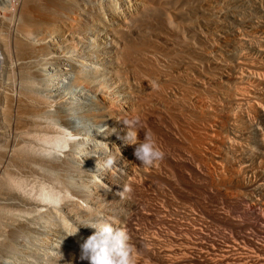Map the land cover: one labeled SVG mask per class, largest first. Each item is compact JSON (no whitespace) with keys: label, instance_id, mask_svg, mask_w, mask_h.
<instances>
[{"label":"bare ground","instance_id":"bare-ground-1","mask_svg":"<svg viewBox=\"0 0 264 264\" xmlns=\"http://www.w3.org/2000/svg\"><path fill=\"white\" fill-rule=\"evenodd\" d=\"M228 1H220L222 8L210 5L212 8L201 10L219 33L201 34L204 44L192 41L187 47L193 55L178 63L185 73L199 70L200 78H192L190 85L217 97L209 100L196 95L193 110L204 120L199 128L210 145L207 157L219 164L227 153L224 150L238 156V166L231 171L244 190L224 202L251 220L238 222L236 226L246 230L233 237L211 238L199 232L192 239L186 230L166 240L149 236L144 224L137 222L151 214L142 207L137 190L140 181L151 177L155 166L169 157L164 153L155 166H139L134 146L124 139V120L138 118L135 129L141 139L143 115L169 111L166 101L151 91L158 90L166 73L146 71L151 61H144L149 65L144 70L146 64L143 67L139 57L156 58L157 40L142 38L143 22L157 12H166L171 0H0V264H88L80 259V244L94 229L79 226L75 235L66 234L72 225L98 218L126 230L134 264H264V6L254 3L255 8L244 11L248 13L243 16V9L229 7ZM210 19L206 20L210 23ZM245 21L251 28L247 34L234 27ZM226 28L232 31L230 37L220 33ZM245 42L250 43L251 52L239 49L226 57L224 47H240ZM68 75L70 80L64 81ZM68 83L66 92L75 91V102L68 99L74 96L65 98L57 88ZM222 99L248 115L246 127L236 123L233 112H226ZM170 107L181 115L176 102ZM223 115L232 136L220 132L218 136L216 127L222 124ZM76 117L92 122L97 133L84 131ZM101 127L104 131L98 132ZM109 155L116 158L111 170L103 168ZM221 177L212 183L225 189L229 179ZM176 199L181 200L163 198V208L153 206L162 214L161 221L167 220L164 212L174 211L186 201ZM224 214L214 218L225 220Z\"/></svg>","mask_w":264,"mask_h":264},{"label":"rangeland","instance_id":"rangeland-1","mask_svg":"<svg viewBox=\"0 0 264 264\" xmlns=\"http://www.w3.org/2000/svg\"><path fill=\"white\" fill-rule=\"evenodd\" d=\"M220 1L222 2V0H171V2L169 4H167L168 6L165 7L166 10H165V8H163L166 12H162L163 14L157 12V16L154 15V18L152 17V18L148 19L150 22L148 20H145L146 23L143 22V26L145 24L146 25L144 26L145 28L142 26V33H143V35L141 34L143 36L142 38L147 39L148 41H151V39L153 40L154 39L153 37H155V40H157L156 45H155L156 46L155 49L157 48L158 51L156 49V58L154 55V57L152 58L153 61H152L151 57H147V56H146V58H144L143 56L139 57L140 58L139 61H141L140 63H143L142 64L143 67L146 63H149L150 61L152 62V64L150 62V64H149L150 66L146 64L144 67V70H145V68L149 66L148 68H150V69L146 70L148 72L154 71V70L156 71V69H157L158 70L157 72H159V70H160V73H163V74L166 73L165 76L167 79L165 78L164 82H162L160 85H158V87H157L158 90L156 88L155 89L152 88L153 90L151 89V91L156 92L155 93L156 95H154V96L157 97L158 99L162 100V101L165 100L166 102L165 101L164 102L169 107L168 108L169 111L166 110L167 113H162L163 115L156 116V115L144 114L142 119H141V122H140V126H141V128H143V130L140 133L141 134L140 138L142 139L146 134H149V135L152 134L151 136L156 141L158 146L161 148L162 151L164 150L163 153H165V155L169 157V160H167V161L164 160V164H163V162H161V163L159 162L157 164V166H155L156 167L155 169L157 171L155 170V173L152 174L153 177L152 176L147 177L148 179L143 178L144 180L141 179V180H143V182L140 181V183L138 184L137 192L141 198L142 207H144V209H146V210L148 209L151 212V214L147 218L137 219V222L139 221L140 222L139 224L141 226L144 224L143 226H144L145 233L148 234L149 236H152V234H153V236H157L158 238L160 236L161 239L163 238V239L169 240L170 239L169 237L172 238V235H174V234L179 235L182 232L186 233V230H187V234L189 233L190 236L192 235L191 236L192 239H194L197 236V233H199V232H202L205 235V237L210 235L211 238H214V236H215V238L218 237V239L219 238L223 239L224 237H226L228 235H229V237H233V235L237 236V234L243 233L244 230H246V229L243 230L242 227H238V226H236V224H238V222L240 223L241 221L244 222L246 219L251 220V217H249L247 215L240 216L238 208L227 207L226 203L224 202L225 201L224 198H236L235 195L244 190L243 189L244 186L242 187L243 184H241L242 181H240L239 179L234 177L235 174L232 173V171H231L232 167L238 166L237 161H239L238 160L239 158L234 153H231V151L228 152L226 150H224V151L227 153L224 156V158L220 159L221 163H219V164H216L214 161L210 160L207 157L208 153H209L208 151L210 150V148H209L210 145L208 144V142H206L207 140L205 141V139L202 137L203 135H201V132H200L203 125H204V120L202 118H199L198 116H196L198 114L193 110V108H194L193 102H195V98L197 96H200L202 94L203 95L202 97H204V96L208 97L209 94H211V93L208 90H205L203 87H201V90H200V88H199L200 86L193 85V86H195V87H193L192 85H190V84H192L193 79H199L200 78L201 74H200L199 70L197 71V70L189 69L190 71L187 70V72L185 73L182 69V66L179 64V63H181L180 62L181 59H183L185 56H190V55L192 56L193 55L190 48L187 47L188 44H190L193 41L192 42L193 44L196 43L199 45L200 44L203 45L204 42L201 39L202 38L201 34L206 33V35L212 34V35L216 36L215 33L216 32L219 33L218 30L217 31L215 30L216 28L212 27L214 21L211 20L210 18L204 16L205 14L203 13V11H204L203 8L204 9H206V7L212 8L214 6L216 7L217 5L218 6L216 8H220V7L222 8V4L219 5ZM231 1L230 0L228 1L231 4V6L229 5V7L233 8V9H235V8L238 9V7H239V9H238L239 11H241L243 9L241 11L243 16L247 15V13H248V12H244V11H250L251 8L252 9L255 8L254 3L256 5L260 4V6H262V5L264 6V0H246V2H247L246 5H245V2H243L244 3L243 4L240 0H231ZM158 6H161V5H158ZM251 6H253V7H251ZM155 7L157 8V6H155ZM201 10H203V11H201ZM199 12H201L202 14ZM164 13L165 14L167 13L165 15L166 17L164 16ZM181 15H183V16H181ZM157 17L160 19H158ZM161 18H163V20ZM206 19L208 21L210 19L211 22L209 23ZM203 20L205 22L207 21L208 23L207 22L204 23ZM245 22H246V24H245ZM245 22L244 23L240 22V24L238 23L239 25L234 26L235 25L234 24L232 26L236 27L237 29L240 28L241 30L240 29L239 30L240 31L243 30L242 33H244V34H247L248 31H249L248 33H250V30H251V28L249 27L250 25L247 21H245ZM173 25H174V27H173ZM241 27H243V28H241ZM205 28H207V29L209 28L210 30L209 29L207 30ZM248 29H250V30H248ZM194 30H196V31H194ZM230 30H229V28H226L225 31H222V32L220 31V33H222V35H224V36L226 35L227 37H230V35H231V34H229ZM230 33H232V31H230ZM160 38H162L163 40L161 39L162 41H160ZM164 39H167V41ZM165 42H168L169 44L168 43L166 44ZM248 44L250 45L249 42H245V43L240 44L241 45L240 47L239 46H234V47L227 46V47H224L223 52L226 55V57H229L230 55L232 56L234 54L233 52H236V50H239V49H240V51L249 53V52H251V48ZM157 45H158V47H157ZM185 45H186V47H185ZM161 47H162V49H161ZM171 48L173 49V51ZM159 51H161L162 53L161 52L159 53ZM188 51H190L191 53ZM186 52H187V54H186ZM158 56H159V58H157ZM161 58H163V59H161ZM164 58H165V61H164ZM143 59H145V60H143ZM148 59H151V60H148ZM154 59H157V60L159 59V60L157 61ZM144 61L145 62L149 61V62L145 63ZM168 61L170 64L167 63ZM158 66H160V67H158ZM205 68H207V66ZM70 77L71 76L68 75L66 77V79L64 78V81L68 82L70 80ZM179 77L180 78L182 77L183 79L182 78L178 79ZM173 78H175V80H173ZM166 80H167V82H165ZM179 80H181V81H179ZM185 81H186V83H185ZM182 82H184L186 84V86ZM60 83H61V81H60ZM181 85H182V87H181ZM174 86L175 87L177 86V87L175 88ZM184 86H185V88H184ZM159 87H161V88H159ZM178 87H179V90H178ZM57 88H59L61 90L62 95H64L65 98L70 97V96H74L73 94L75 93V91L71 90V91L66 92L67 89L69 88V83L66 85L59 84V86ZM180 88L182 91H180ZM194 88L195 89L199 88V89L195 90ZM192 89L195 90L194 93H193L194 90H192ZM204 90L209 92V93L205 92ZM175 91L177 94L175 93ZM185 91L187 93H185ZM181 92L182 93L184 92L183 96L185 98L182 96ZM173 94L174 95L176 94L175 97L173 96ZM188 95L191 98V100L187 97ZM192 95H193V97H191ZM180 96H181V98H180ZM210 96H212V97L210 98ZM210 96H209V98L206 97V99H209V100L212 99L213 100L216 97L213 94H211ZM170 97H172V98L174 97V98L172 99ZM77 98L79 99V97H77ZM179 98H180V100H179ZM68 99H70V101H72V102H75L76 96H74V98H68ZM176 99H177V101L178 100L179 101L177 102ZM80 100L85 101L86 103L89 102L86 97L85 98L80 97ZM222 100L224 101V105H225L224 108H226L225 109L226 112L227 113L233 112V113H231V115L235 119H237V121L238 120L240 121V122L236 121V123L239 126L241 125L242 126V127L240 126L241 128L246 127L248 125L247 120H249L248 115L245 112H242L243 110L240 111V109L238 107H235L234 105H232V107H230L231 101H228L226 99H222ZM175 102L184 111V112H182V110H181V115H180V113L177 114V113L173 112L172 107H170ZM192 103H193V105H192ZM180 104H182V105H180ZM182 106H184L186 108L184 109V107H182ZM229 110H231V111H229ZM194 113H196V114H194ZM243 113H244V115H243ZM172 115H173V117H172ZM160 116H162V117H160ZM245 117H247V118H245ZM223 119H225L226 121ZM220 120L222 122V124H221L222 126L219 124L221 122H218L217 124H219V125H218V127H216L218 130V136H221V135L232 136L233 134H232L231 129L229 128L230 126H228L229 124L228 125L226 124V123H228L227 122L228 121L227 116L223 115ZM222 120L225 121L226 123L223 122ZM200 121H202L203 124ZM242 121H243V123L241 124ZM245 121L247 122V124ZM75 122L77 125H82V127H84V131L89 132V133H93V134L97 133L96 131L93 132L95 126L92 122L84 121V120H81L80 118H77V117L75 118ZM99 125H101V124H99ZM171 126H172V128H171ZM174 126L176 128L177 127L178 128L176 129ZM227 126L229 129L227 128ZM196 128L197 129L199 128V129L197 130ZM198 131H199V133H198ZM219 132H220V134L221 133L222 134L220 135ZM191 134L193 135V137ZM214 141L219 142L218 139H214ZM204 142H206L207 144ZM183 143H185L184 147L186 148V150H185V148L183 149ZM207 147L209 148V150ZM222 149H224V148H222ZM236 157L238 159H236ZM168 162H170L171 164ZM229 175H231L233 177L231 178V176H230V179H229ZM221 176H224L225 179H227V177H228L229 183L226 184L228 186V188H227V186L225 187V189H224V187L215 188L216 187V185H214L215 183H212L215 180L222 179ZM237 181H239V182H237ZM163 198H172L174 200H175V198H180L181 200H182V198L183 199L186 198L185 199L186 201L182 200L183 203L181 204V207H178V208L176 207V210H174V211L172 210L171 212H167V213L164 212L163 213V216H165V219H167L164 222L161 221V219H160V214H161L160 211L153 209V206L154 207L155 206H161V204L164 207L165 203L163 201ZM181 200L176 199V201H181ZM184 202H185V204H184ZM211 208H212V210H211ZM213 208H215V210ZM205 209H208L209 211L205 210ZM216 210H217V212H216ZM214 211H215V214H213ZM205 212H207V214ZM218 212L225 213L224 214L225 220L224 219L220 220L218 218L216 219V217H217L216 215L221 214ZM209 214H210V216H209ZM211 215H213V217ZM229 215L231 216V219H230ZM214 216H216V217L214 218ZM214 219H215V221H214ZM240 219H242V220H240ZM216 220H220V221H218L219 223ZM226 220H227V222H226ZM225 222L227 223V225ZM168 223H170V224H168ZM223 223H225V224H223ZM184 227H186L184 229L185 231L182 229ZM250 228H247V230H250ZM192 231H195V232L192 233ZM167 236H169V237H167ZM210 237H208V238H210ZM55 239L60 240L56 237H55ZM173 244H175V243H173Z\"/></svg>","mask_w":264,"mask_h":264},{"label":"clouds","instance_id":"clouds-1","mask_svg":"<svg viewBox=\"0 0 264 264\" xmlns=\"http://www.w3.org/2000/svg\"><path fill=\"white\" fill-rule=\"evenodd\" d=\"M138 118L124 120L126 125L125 141L133 145V156L139 161V166L152 167L163 159V151L153 137L146 134L142 139L137 136L135 125ZM101 127L98 132H103ZM116 158L107 156L103 161V168L111 170L115 165ZM125 190H130L126 187ZM79 226L94 229L80 244V259L88 264H134L132 248L126 230L116 227L108 221L98 218L92 222L72 225L66 235H75Z\"/></svg>","mask_w":264,"mask_h":264}]
</instances>
